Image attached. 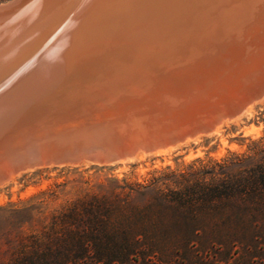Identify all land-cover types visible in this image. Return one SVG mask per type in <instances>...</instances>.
I'll return each mask as SVG.
<instances>
[{
    "label": "bare ground",
    "instance_id": "6f19581e",
    "mask_svg": "<svg viewBox=\"0 0 264 264\" xmlns=\"http://www.w3.org/2000/svg\"><path fill=\"white\" fill-rule=\"evenodd\" d=\"M72 1L22 0L0 11V183L27 166L168 149L256 94L237 91L264 76V0H217L216 14L206 0L198 7L208 15L194 21L179 10L159 17L168 0H123L112 32L89 21L106 0L66 12ZM219 18L231 21L222 39L208 35ZM165 39L171 46L159 47ZM67 134L77 137L75 151L58 146L21 164L9 153Z\"/></svg>",
    "mask_w": 264,
    "mask_h": 264
},
{
    "label": "trees",
    "instance_id": "16d2710c",
    "mask_svg": "<svg viewBox=\"0 0 264 264\" xmlns=\"http://www.w3.org/2000/svg\"><path fill=\"white\" fill-rule=\"evenodd\" d=\"M121 181V201L90 193L61 204L0 264H264V136Z\"/></svg>",
    "mask_w": 264,
    "mask_h": 264
},
{
    "label": "rangeland",
    "instance_id": "374dc122",
    "mask_svg": "<svg viewBox=\"0 0 264 264\" xmlns=\"http://www.w3.org/2000/svg\"><path fill=\"white\" fill-rule=\"evenodd\" d=\"M3 1L6 0H0V2ZM83 1H72L71 4L69 3V9L64 10L66 12L70 10L69 13L73 12L77 6L80 7L83 4ZM124 1L106 0L99 13L90 15L89 21L92 25H99L98 31L107 32V29H110L109 31L112 32L114 25L118 23L122 15ZM191 1L195 0H168L165 10H162L158 16L165 17L174 10H179L180 14L191 15V21L200 18L203 14L206 16L208 10L201 9L200 11L198 7L206 4L204 2L206 0H196L198 2L195 5ZM217 4L215 0L211 6L215 14L218 13L219 8H222L221 6L216 8ZM154 6L150 9L157 7L156 4ZM233 18L230 19L232 22L235 21ZM225 20L219 18L215 27H210L212 29L209 30L208 35L209 33L213 34L212 36L216 34L222 39L229 30V23L231 24V21L228 20V23ZM157 41H159L158 44L162 43L159 46L162 48L171 46L173 42L172 40L169 42L168 39ZM163 41L167 44H163ZM179 52L174 55L177 54L180 59L184 60L182 56L186 53ZM178 56H173L172 60L178 61ZM251 85L250 90L241 89L237 91V95L248 91L256 94L235 103L239 104V107L234 113L223 117L224 120L221 119L218 121L219 124L216 123L210 129L189 133L190 135L186 133L187 136L183 140L170 141L168 145L162 146V148L169 147L168 149L156 151L157 149L153 148L148 150L149 153L139 152L133 158L132 154H129V158L126 154L127 156H121L122 158L110 161L99 160V162L96 159L84 158L82 161L27 166V168L19 169V173L14 174L12 179L9 178V181L0 183V261L9 254L20 235L39 229L49 220L50 213L67 201L87 196L90 193L121 201V180L123 178L129 181H144L155 169L180 171L197 158H220L232 151H244L252 144V140L264 136V76L256 78ZM6 130L8 129H4ZM173 134L175 133H171L168 137ZM4 154L1 152L0 158ZM2 160L0 159V162ZM132 199L140 200V196L133 193Z\"/></svg>",
    "mask_w": 264,
    "mask_h": 264
},
{
    "label": "water",
    "instance_id": "95a60500",
    "mask_svg": "<svg viewBox=\"0 0 264 264\" xmlns=\"http://www.w3.org/2000/svg\"><path fill=\"white\" fill-rule=\"evenodd\" d=\"M21 1L22 0H6L0 2V11L10 9L20 4ZM238 107L239 104L235 108L237 109ZM74 139H77V137H73L68 134L67 136L55 135L54 137H52V140L48 137L33 138L24 143L22 147H20L19 145L16 148L10 149L9 153L12 157L17 158L19 160L18 162L21 164L25 161V159L29 157H34L35 159L39 160V158H41L44 153L48 152L51 148H56L58 146H62V149L64 151H75L77 149V146ZM13 162H15V159L13 160ZM31 163H34V161L32 160Z\"/></svg>",
    "mask_w": 264,
    "mask_h": 264
}]
</instances>
